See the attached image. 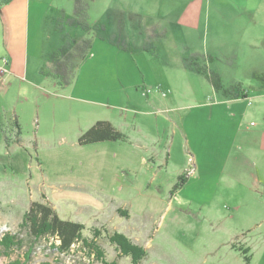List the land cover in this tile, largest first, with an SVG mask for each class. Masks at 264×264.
Instances as JSON below:
<instances>
[{
  "label": "rangeland",
  "instance_id": "1",
  "mask_svg": "<svg viewBox=\"0 0 264 264\" xmlns=\"http://www.w3.org/2000/svg\"><path fill=\"white\" fill-rule=\"evenodd\" d=\"M86 1L90 32H70L93 41V56L70 85L45 84L41 110H29L20 127L23 140L12 134L5 143L0 126V241L24 237L25 213L45 202L84 226V244L60 253L42 240L29 264H133L110 241L115 233L144 250L137 264H264V183L253 191L250 179L225 174L230 127L196 111L209 98L219 105L222 93L183 66L190 55L210 56L226 88L263 93L255 75H264V0ZM75 2L51 0V7L72 17ZM202 117L214 137L199 145ZM99 121L112 122L124 139L81 146ZM190 144L191 153L203 147L201 172ZM242 147L264 178V145ZM29 247L0 246V264L24 260Z\"/></svg>",
  "mask_w": 264,
  "mask_h": 264
},
{
  "label": "crops",
  "instance_id": "2",
  "mask_svg": "<svg viewBox=\"0 0 264 264\" xmlns=\"http://www.w3.org/2000/svg\"><path fill=\"white\" fill-rule=\"evenodd\" d=\"M51 11V0H15L0 8V64L4 58L9 60L7 72L0 81V126L4 128V133L10 131L4 137L7 144L11 141L12 134L20 135V127L24 124L29 110L30 115L33 109L41 110V99L45 94H49L45 84L49 81L59 87L49 75L48 54L60 45ZM65 12L69 15L67 11ZM222 97L219 105H215L216 102L209 98L207 103L200 105L196 111H203L206 117L210 116L207 119L217 122L218 125L230 127L232 151L225 174L234 180L238 177L240 182L245 178V180L250 179L249 186L255 191L256 186H262L264 178L258 177L259 174H253L252 167L256 169L259 167L258 158L257 161L253 160L248 153H244L242 146H249L253 151L263 148L264 92L260 94L246 92L245 98H228L223 94ZM20 105L26 108L20 111ZM3 114L6 116L5 119ZM259 115L260 123L251 122L244 125L246 121ZM205 120L206 118L202 117L198 124L201 128H196L199 145L207 138L206 135L210 138L214 137L211 132L204 130ZM20 139L23 140L18 136V140ZM21 142L17 143L22 144ZM198 144L193 147L195 153L189 151L191 144L188 145V155L197 164V171L201 172L202 165H199L198 160L202 155L203 147H199ZM240 172V175H236Z\"/></svg>",
  "mask_w": 264,
  "mask_h": 264
},
{
  "label": "trees",
  "instance_id": "3",
  "mask_svg": "<svg viewBox=\"0 0 264 264\" xmlns=\"http://www.w3.org/2000/svg\"><path fill=\"white\" fill-rule=\"evenodd\" d=\"M15 0H0V8H3ZM53 23L56 34L60 40V45L52 49L48 54V63L50 66V77L57 83L58 86L65 87L70 85L75 79L78 69L90 57H92L91 50L93 41L88 38H78L71 34V29H82L90 32L88 24L89 4L86 0H76L75 12L72 17H68L65 11L52 10ZM207 61L212 62L213 58L210 56H202L198 54L190 55L183 58L184 68L198 75H203L212 88L219 93H222L228 98L246 97V90L240 85H235L231 88H226L223 84L221 76L212 71ZM263 82L264 75L257 76ZM236 89L239 90L236 92ZM124 139V135L116 129L109 121H99L90 129H88L80 138V145H92L109 141H120ZM188 181L187 177H180V184L185 185ZM85 228L78 222L63 220L55 208L45 202H33L28 211L25 213L23 223L21 224V236H11L10 238H3L0 241V246L3 250L10 253L12 249L22 250L23 247H29V252L22 258H17L8 264H29L31 260V253L40 241L53 240L52 247L60 253H69L73 246L78 242H83V232ZM82 240V241H81ZM87 245L86 240H84ZM110 241L117 245L127 256H132L133 264L144 256V250L133 245L131 241L122 234L115 233L110 235ZM84 244V242H83ZM91 246V245H90ZM98 255L101 252L97 250ZM248 252H246L247 254ZM245 254V255H246ZM4 253L0 252V258ZM9 257V256H6ZM245 260L249 258L246 256Z\"/></svg>",
  "mask_w": 264,
  "mask_h": 264
},
{
  "label": "built area",
  "instance_id": "4",
  "mask_svg": "<svg viewBox=\"0 0 264 264\" xmlns=\"http://www.w3.org/2000/svg\"><path fill=\"white\" fill-rule=\"evenodd\" d=\"M9 65V60L7 58L2 59L0 64V81H2L4 75L7 72V66ZM193 163V158H190Z\"/></svg>",
  "mask_w": 264,
  "mask_h": 264
},
{
  "label": "bare ground",
  "instance_id": "5",
  "mask_svg": "<svg viewBox=\"0 0 264 264\" xmlns=\"http://www.w3.org/2000/svg\"><path fill=\"white\" fill-rule=\"evenodd\" d=\"M192 178V177H191Z\"/></svg>",
  "mask_w": 264,
  "mask_h": 264
}]
</instances>
